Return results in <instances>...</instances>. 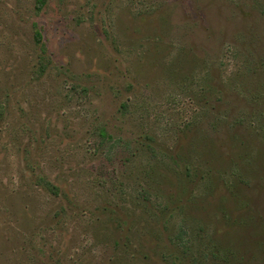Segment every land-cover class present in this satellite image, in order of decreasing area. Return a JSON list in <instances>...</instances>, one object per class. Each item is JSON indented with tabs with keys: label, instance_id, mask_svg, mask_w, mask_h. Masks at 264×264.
<instances>
[{
	"label": "rangeland",
	"instance_id": "1",
	"mask_svg": "<svg viewBox=\"0 0 264 264\" xmlns=\"http://www.w3.org/2000/svg\"><path fill=\"white\" fill-rule=\"evenodd\" d=\"M0 264H264V0H0Z\"/></svg>",
	"mask_w": 264,
	"mask_h": 264
},
{
	"label": "trees",
	"instance_id": "2",
	"mask_svg": "<svg viewBox=\"0 0 264 264\" xmlns=\"http://www.w3.org/2000/svg\"><path fill=\"white\" fill-rule=\"evenodd\" d=\"M36 36L39 38V35L36 34ZM100 136H101L102 139H106V136H105V134L103 132L100 133Z\"/></svg>",
	"mask_w": 264,
	"mask_h": 264
}]
</instances>
